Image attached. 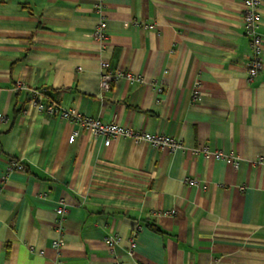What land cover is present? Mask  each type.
<instances>
[{"label": "crops", "instance_id": "obj_1", "mask_svg": "<svg viewBox=\"0 0 264 264\" xmlns=\"http://www.w3.org/2000/svg\"><path fill=\"white\" fill-rule=\"evenodd\" d=\"M95 2L0 0V264H264V44L248 82L242 1L106 0L104 49L91 37ZM258 11L264 41V0ZM102 59L134 80L102 93ZM18 82L44 91V103L181 148L104 146L36 113ZM201 147L237 156L238 168L196 155ZM12 159L26 171L3 183ZM59 200L68 207L60 230Z\"/></svg>", "mask_w": 264, "mask_h": 264}, {"label": "built area", "instance_id": "obj_2", "mask_svg": "<svg viewBox=\"0 0 264 264\" xmlns=\"http://www.w3.org/2000/svg\"><path fill=\"white\" fill-rule=\"evenodd\" d=\"M243 4V27L244 33L249 38L250 50L252 52L253 58L246 66V78L250 82L263 68L261 51L264 41L259 34L258 30L261 24V15L258 11L259 0H241ZM106 0H96L93 5V11L99 18L97 25L91 33V37L95 42H97L101 48H106V30H107V18H106ZM150 25H144V29H148ZM101 72H100V91L102 93L108 92L111 89V86L114 82L126 79L133 81L134 77L127 72L112 70L109 66L107 60L102 59L100 62ZM15 91L26 90L29 94L28 106L32 108L36 113L45 114L48 116L58 117L63 121L68 123H73L77 127H81L84 130H87L93 138H98L103 141L104 146H108L111 141L117 139H129L134 143H145L154 148L167 149L169 151H175L178 148H181V144L176 142L173 138L159 134L152 135L138 130H134L129 127L121 126L115 122H103L97 118H91L81 114L74 113L70 110L62 108L58 103L54 101H48L44 103L45 94L44 91L40 89L28 88L26 89L22 83L18 82L14 88ZM192 99L195 102L200 101L201 99V90H200V81L197 80L192 89ZM6 121L5 117L0 114V122L4 123ZM75 140V134H72L68 142L73 143ZM196 155H201L203 158L213 157L216 160H223L226 163L230 164L234 169H237L240 163V159L237 156L227 155L222 153L219 150L212 151L208 147H201L194 150ZM257 163L259 165H264V159L259 157ZM25 172L26 168L19 161L12 159L8 162L6 168V174L3 177V183L12 172ZM189 186L199 187L200 183L194 179L186 181ZM1 192V186H0ZM68 207L63 200L57 202L55 208V213L57 215V225L58 229H61V221L67 214ZM160 215H172L173 211H164L159 213ZM158 214V215H159ZM135 234H132L130 239V252L133 251L135 247ZM117 237H110L106 239L107 245L113 247L117 242ZM65 244L63 238L54 240L52 245L53 248L57 250L59 254V249ZM59 255H57L58 257ZM55 264H61L59 260Z\"/></svg>", "mask_w": 264, "mask_h": 264}]
</instances>
